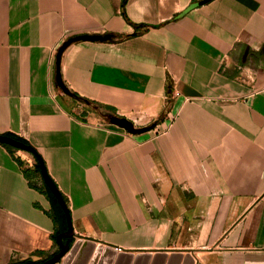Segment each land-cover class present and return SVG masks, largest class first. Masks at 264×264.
Listing matches in <instances>:
<instances>
[{"label":"crops","instance_id":"obj_1","mask_svg":"<svg viewBox=\"0 0 264 264\" xmlns=\"http://www.w3.org/2000/svg\"><path fill=\"white\" fill-rule=\"evenodd\" d=\"M121 2L0 0V134L38 153L73 239L148 264L157 252L164 264L172 253L264 264V0ZM105 33L60 59L62 81L91 103L64 94L57 48ZM108 114L150 129L129 133ZM34 165L0 143V264L58 249Z\"/></svg>","mask_w":264,"mask_h":264},{"label":"water","instance_id":"obj_2","mask_svg":"<svg viewBox=\"0 0 264 264\" xmlns=\"http://www.w3.org/2000/svg\"><path fill=\"white\" fill-rule=\"evenodd\" d=\"M112 34H79L71 36L64 40L61 45L57 48L55 54V83L56 86L66 95L73 97V93L62 81L60 74V59L63 51L67 46L74 42L79 41H106L111 40ZM107 118L113 124L127 130L129 133L137 134L149 130V127H135L132 122L123 117H118L112 114H108ZM0 143L8 144L12 147L34 153V149L29 145L17 139H14L5 134H0ZM40 165V173L42 179L50 192L56 198L57 203L62 208L65 220L66 229L56 236V243L58 245L57 251L52 254L49 258L44 260L40 264H148L150 255L148 253L138 254L133 258V255L129 252H122L116 247L109 245L96 244L94 241L89 239L78 238L74 240V230L70 220V214L66 206L65 200L63 199L60 191L56 184L48 175L43 161L40 157L37 158ZM63 238H66L63 240ZM74 259L71 262V258ZM90 257V258H89ZM166 255L165 253L157 252L152 259L151 264H164ZM63 259V260H62ZM181 259L180 253H172L166 264H178ZM71 262V263H70ZM15 264V263H14ZM183 264H194V260L190 254H186L183 259Z\"/></svg>","mask_w":264,"mask_h":264},{"label":"trees","instance_id":"obj_3","mask_svg":"<svg viewBox=\"0 0 264 264\" xmlns=\"http://www.w3.org/2000/svg\"><path fill=\"white\" fill-rule=\"evenodd\" d=\"M126 0H122L121 4L122 6H124ZM73 97L75 99H78L80 101H84L86 103H91V101L85 99V98H82L80 96H78L77 94L73 93ZM153 125V124H152ZM7 136H10L14 139H17L19 141H22L24 143L27 144V142H25L24 140L16 137V136H13V135H10V134H5ZM3 145H5L6 147H8L9 149H11L12 147L8 144H4L2 143ZM33 156L35 158V165H34V168H33V172L34 173H37V174H40V167H39V162H38V157H40L38 155V153L36 151H34L33 153ZM24 172L26 173L27 176H30V172L28 169H25ZM42 186H43V191L47 194V196L49 197L50 199V202H51V208H52V217L54 218V221L56 223V225L58 226V229L53 233L52 237L54 240H56V236L57 234L62 230V229H65L66 228V220H65V215H64V212L62 210V208L60 207V205L57 203L56 201V198L53 196V194L50 192V190L47 188V186L42 182ZM62 195V194H61ZM63 197V196H62ZM61 227V228H60ZM44 260H46V258H41V259H38V260H31V259H27V260H23V261H20L18 262L17 264H40L42 263Z\"/></svg>","mask_w":264,"mask_h":264},{"label":"rangeland","instance_id":"obj_4","mask_svg":"<svg viewBox=\"0 0 264 264\" xmlns=\"http://www.w3.org/2000/svg\"><path fill=\"white\" fill-rule=\"evenodd\" d=\"M74 240H77V239H74ZM89 258H90V257H89ZM73 259H74V256L71 258V262H72ZM71 262H70V263H71Z\"/></svg>","mask_w":264,"mask_h":264},{"label":"flooded vegetation","instance_id":"obj_5","mask_svg":"<svg viewBox=\"0 0 264 264\" xmlns=\"http://www.w3.org/2000/svg\"><path fill=\"white\" fill-rule=\"evenodd\" d=\"M64 231V230H63ZM66 238H63V240H65Z\"/></svg>","mask_w":264,"mask_h":264},{"label":"built area","instance_id":"obj_6","mask_svg":"<svg viewBox=\"0 0 264 264\" xmlns=\"http://www.w3.org/2000/svg\"><path fill=\"white\" fill-rule=\"evenodd\" d=\"M118 250H120V248H118Z\"/></svg>","mask_w":264,"mask_h":264}]
</instances>
